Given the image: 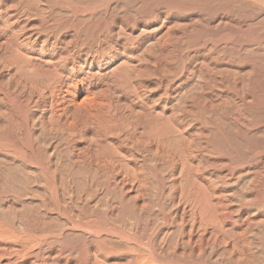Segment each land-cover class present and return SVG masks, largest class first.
Wrapping results in <instances>:
<instances>
[{
  "label": "bare ground",
  "instance_id": "1",
  "mask_svg": "<svg viewBox=\"0 0 264 264\" xmlns=\"http://www.w3.org/2000/svg\"><path fill=\"white\" fill-rule=\"evenodd\" d=\"M0 264H264V0H0Z\"/></svg>",
  "mask_w": 264,
  "mask_h": 264
}]
</instances>
